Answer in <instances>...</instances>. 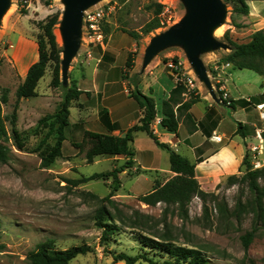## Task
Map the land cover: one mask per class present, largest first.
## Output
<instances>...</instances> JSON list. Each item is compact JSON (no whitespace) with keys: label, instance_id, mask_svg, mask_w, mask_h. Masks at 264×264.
Wrapping results in <instances>:
<instances>
[{"label":"rangeland","instance_id":"obj_1","mask_svg":"<svg viewBox=\"0 0 264 264\" xmlns=\"http://www.w3.org/2000/svg\"><path fill=\"white\" fill-rule=\"evenodd\" d=\"M105 1L100 0L91 7ZM253 1L256 0L248 2L250 9H257ZM18 2L24 4L21 0H11L0 29L8 24L13 4ZM155 2L163 5L160 14L156 13ZM118 3V11L105 25V41L109 43V47L126 51L129 55L126 62L128 68L133 65L132 59L139 52V49L128 50L133 43H136V48L145 47V55L151 38L178 22L188 11L184 0H118ZM31 4L39 6V9H51L49 15L60 11V20L65 7L63 0H31ZM226 9L227 14L221 24L223 29L218 35L213 33L214 37L225 43V32L228 31L234 39L235 34L231 33V29L241 28L232 25V6L226 3ZM47 17L32 20L38 28L33 33L35 36L39 37L44 32L39 23L44 22ZM156 19L159 27L149 34L145 33L146 28ZM243 21V15L236 16L237 23L242 25ZM59 27L60 23L55 32ZM58 42L63 48V42ZM82 43L81 40L67 79L63 77L61 60V84L58 87L52 85L55 64L51 62L39 81L36 95L30 97L18 96L25 78L18 75L0 50V96L7 91L9 98L3 104L2 114L9 133L13 134L11 158L7 162L0 161V244L3 246L0 250V264H30L28 254L49 238L54 239L57 248L61 249L81 244L91 247L90 252L79 255L70 264H114V255L121 251L131 255L146 252L152 257V252L139 246L137 235L140 232L162 235L178 245L196 246L201 250L205 264H264V219L258 218L264 212V174L258 180L260 189L256 193L248 181L241 179L245 168L240 167L238 173L232 174L239 177L236 183H230V175L226 176L213 190L206 191L209 196L205 204L201 198L194 197L188 204V213L185 215L176 205L159 203L150 207L138 201L140 195L151 190L156 179L165 182L172 174L164 176L155 171L134 170V161L130 166L127 157L116 153L88 159L89 152H97L101 148L115 151L118 145L116 138L119 137L111 133L104 137L102 133L94 131L97 127L91 110L86 114L73 108L72 116L70 114L68 117L69 125L63 134L59 131L55 114L62 108L66 96L71 95V89L77 88L71 77L73 67L82 65L79 59L84 48ZM222 49L207 50L200 56L207 65L213 53ZM168 53L182 54L187 69L194 73V67L188 60L183 45L165 47L157 55L164 62V59H168ZM165 66L169 69L167 64ZM139 79L138 75L130 77L132 82ZM78 100L79 98L73 102ZM81 117L88 120L87 126L74 127L73 120H82ZM86 128L92 129L89 130L90 134ZM62 135L60 155L50 166H45L46 157ZM139 142L144 150L156 148L160 151L162 155L158 160L161 168L169 167L167 150L159 148L147 133H139ZM114 168L121 170V186L114 192L112 199L126 212L129 221H140L142 225L134 228L123 225L122 230L109 242H102V230L97 226L94 216L103 204L101 198L110 194L113 179H95L78 185H75V181ZM138 174L140 175L137 176ZM131 188L140 195L130 196ZM248 232H253L254 236L246 247L243 236ZM116 264L126 263L118 261ZM136 264L149 263L140 259Z\"/></svg>","mask_w":264,"mask_h":264},{"label":"crops","instance_id":"obj_2","mask_svg":"<svg viewBox=\"0 0 264 264\" xmlns=\"http://www.w3.org/2000/svg\"><path fill=\"white\" fill-rule=\"evenodd\" d=\"M253 4L257 9H250V13L244 16L241 28L231 29V33L235 34L234 40L238 42L248 41L253 32L264 28V0L253 1ZM26 11L22 13L18 3L13 4L8 24L0 29L2 56L14 66L23 79L30 67L39 60V43L37 36L33 34L38 28L32 20H41L52 10L39 9V6L31 4ZM135 44L128 50L139 49V52L132 59L133 65L129 68L126 66L129 59L126 51L109 47V43L106 47L92 46L89 57L86 55L88 49H82L79 56L82 65L73 67L71 77L81 91L79 100L72 102L71 116L73 108H78L80 113L86 114L91 110L97 127L94 131L108 134L101 120L100 112L104 109L108 111L111 122L118 125L111 134L124 136L130 127L139 122L143 113L132 96V90L137 87L143 94L155 100L157 113L151 127L159 140L196 163V177L201 187L207 192L213 190L226 176L239 172L246 153L250 154V147L258 143L256 130H264V106L259 107L264 105V76L252 70L249 71L253 73H248V69H236L232 64L226 67L227 61L223 58L231 51L230 46L213 53L206 68L217 97L215 99L209 87L198 78L195 70L193 69V74L189 72L182 54L168 53V59L178 56L183 60L182 74L194 79L195 87H188L189 94L186 98H189L191 93L201 96V100L190 109L192 119L187 121L183 117L178 130L171 132L161 124L164 116L162 105L176 85V76L166 68L159 55L145 67V47L136 48ZM134 75L140 77L137 82L130 80ZM224 93L228 94L229 104L222 102L221 96ZM80 119L82 120H73L74 127L77 123L87 126L88 120L82 117ZM139 133L146 132L140 131L135 135L133 169L173 176L170 159L169 167L161 168L158 157L162 154L156 148L144 150L139 142ZM216 136L222 140L216 141ZM259 159L264 164V152L259 155ZM157 181H160L159 178L152 184L151 190ZM131 190L130 196L140 195L139 192H134L133 188Z\"/></svg>","mask_w":264,"mask_h":264},{"label":"trees","instance_id":"obj_3","mask_svg":"<svg viewBox=\"0 0 264 264\" xmlns=\"http://www.w3.org/2000/svg\"><path fill=\"white\" fill-rule=\"evenodd\" d=\"M225 3L232 6V25L241 27L240 23L236 22L237 15L246 16L250 13L249 0H223ZM157 7V14H160L163 5L160 3H154ZM20 11L26 13V8L22 3L18 2ZM61 12L57 11L47 17L44 22L39 23V27L44 31L39 37H37L39 43V60L34 63L29 71L23 84L18 91L19 97H30L36 95V89L39 81L44 77L48 65L53 62L54 77L52 79V85L55 87L60 86V64L61 54L63 51L60 46L56 34L55 28L60 23ZM159 27L158 19L154 23H151L145 30V33H151L153 30ZM224 38L229 44L231 51L223 58L224 61L230 62L236 69H248L264 76V28L253 32L246 42H238L232 38L229 32H225ZM178 56H174L171 59H164V63L167 64L169 60H172L174 64L179 61ZM169 68V67H168ZM179 70L170 69L173 76L178 74L180 77L177 80L175 87L170 91L167 99L163 101L162 112L164 114L161 124L167 130L176 132L179 127L181 119L189 121L192 119L190 113L191 107L201 100L199 94L191 93L189 98H186L189 94L188 86L182 79L183 72L182 67ZM71 95L66 96L65 101L60 111L55 114V123L58 124L59 131L63 134L64 129L69 125L68 117L70 115V108L72 102L77 100L81 94V91L77 88L71 89ZM132 96L137 100L139 108L142 110V115L139 122L130 127L124 134L119 136L117 140V148L115 151L110 152L108 150L99 149L97 152H89L88 159L91 160L93 156L102 154H117L128 158V164L132 166L133 158L135 156V148L133 146L135 135L137 132H146L155 143L167 150L170 159V170L174 175L164 183L156 182L153 189L148 193L138 197L140 203H144L147 206H156L159 203H165L166 205H176L178 209L185 215L188 213L187 206L194 197H199L202 201H207L209 193H207L201 187L199 180L196 177V163L189 160L186 156L180 154L176 150L172 149L167 143L161 142L158 136L154 133L151 124L156 117V104L153 97L143 94L137 87L132 90ZM222 102L228 104L227 101L221 96ZM7 91H4L0 96V161L7 162L11 158L13 153V145L11 139L13 134L9 133L6 119L2 114L3 104L8 102ZM101 120L105 124L109 133L118 128L116 123H112L109 113L106 110L101 112ZM81 123L75 124V127L81 126ZM242 126L240 125V128ZM88 134L89 130H86ZM16 132V131H14ZM15 135V134H14ZM105 137L108 134H101ZM62 137L55 148L50 151L48 157L45 159V166H50L55 158L61 153ZM115 154V155H116ZM245 168V174L241 179L249 182V185L254 192L258 193L259 178L264 174V167L254 169L251 163V156L247 152L242 166ZM121 170L114 168L107 172L95 173L91 176L82 177L75 181V185L87 183L95 179L109 180L113 179L114 185L110 194L101 198L103 204L97 209L94 220L97 226L102 230V242H109L118 232L122 230V226L138 227L142 225L140 221H132L127 219L126 212L121 209L117 202L112 197L114 192L118 191L120 185L119 174ZM230 183L234 184L239 180L237 175H230L228 177ZM106 202V203H105ZM264 208H262V211ZM258 218L264 219V212L258 215ZM1 230V220H0ZM253 232H248L243 236V241L246 247L250 245L253 240ZM138 242L140 247L152 252L151 257L146 252L131 255L125 251H121L114 255V264L118 261H124L126 264H136L140 259H144L149 264H205L206 260L198 247H187L178 245L174 241L163 237L162 235L144 234L138 233ZM0 244V250L2 248ZM91 251V247L87 244L74 245L65 249L57 248L54 239H46L38 244L37 248L28 254V260L30 264H70V262L79 255L87 254ZM157 258H161L157 259Z\"/></svg>","mask_w":264,"mask_h":264},{"label":"water","instance_id":"obj_4","mask_svg":"<svg viewBox=\"0 0 264 264\" xmlns=\"http://www.w3.org/2000/svg\"><path fill=\"white\" fill-rule=\"evenodd\" d=\"M99 1L63 0L65 7L60 20V29L63 36L62 73L64 79H67L71 62L81 45L84 11ZM184 1L188 8L186 14L167 30L151 38L145 49L144 66L146 67L163 48L181 44L197 76L209 87L214 98L217 99L207 74L206 64L200 54L211 49L229 48L227 43L213 36L214 28L221 25L226 17V3L223 0ZM10 5L11 0H0V27Z\"/></svg>","mask_w":264,"mask_h":264},{"label":"built area","instance_id":"obj_5","mask_svg":"<svg viewBox=\"0 0 264 264\" xmlns=\"http://www.w3.org/2000/svg\"><path fill=\"white\" fill-rule=\"evenodd\" d=\"M24 4V7L28 8L31 5V0H21ZM119 3L118 0H106L105 2L96 5L94 7H90L84 11L83 15V26H82V41L84 47L88 50L86 51V55L91 56V47L100 45L101 47H106L107 43L105 41V25L110 22L111 18L118 11ZM168 22V21H167ZM184 61L179 59L177 64H174L172 60H169L167 66L170 69H175L180 71V67H182ZM231 63H225V66H230ZM176 80H179L178 74H175ZM186 82V85L189 88H194L195 83L194 79L190 76L184 75L182 79ZM223 99L229 104V97L227 93L223 94ZM264 105H259V107H263ZM256 138L258 143L250 147V156L251 163L254 169L264 167V164L259 159V155L264 152V130L257 129L256 130ZM216 141H221L222 138L219 136L214 137Z\"/></svg>","mask_w":264,"mask_h":264},{"label":"bare ground","instance_id":"obj_6","mask_svg":"<svg viewBox=\"0 0 264 264\" xmlns=\"http://www.w3.org/2000/svg\"><path fill=\"white\" fill-rule=\"evenodd\" d=\"M5 15H6V14H5ZM4 17H5V16H4ZM222 29H223V26H222V25H219V26H217V27L214 28L213 32H214V34L218 35V33H219ZM55 33H56V36H57L58 40H59L60 42H63V36H62V32H61L60 27H59V29L56 30Z\"/></svg>","mask_w":264,"mask_h":264}]
</instances>
